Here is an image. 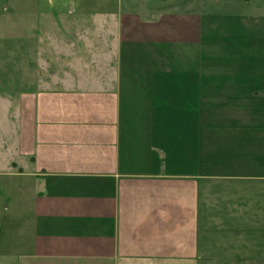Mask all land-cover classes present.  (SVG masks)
<instances>
[{
    "label": "crops",
    "instance_id": "1",
    "mask_svg": "<svg viewBox=\"0 0 264 264\" xmlns=\"http://www.w3.org/2000/svg\"><path fill=\"white\" fill-rule=\"evenodd\" d=\"M234 1L109 22L26 0L58 81L0 116V264H259L264 0Z\"/></svg>",
    "mask_w": 264,
    "mask_h": 264
},
{
    "label": "rangeland",
    "instance_id": "2",
    "mask_svg": "<svg viewBox=\"0 0 264 264\" xmlns=\"http://www.w3.org/2000/svg\"><path fill=\"white\" fill-rule=\"evenodd\" d=\"M85 10L89 11L91 16L95 17V21L99 18L97 14L108 11L109 22H116V16L122 10L131 11L132 13H144L149 10L146 16L154 17L153 11H176L180 14L187 12L201 13L217 11V8L223 2H235L234 0H83ZM40 8L44 7V0L38 3ZM28 4L26 0H0V116L6 113V110L12 108V102L16 103V99L26 92L28 86H37L40 83H46L45 87H54L58 80L47 78L39 79L37 75L43 70L54 72L59 69L57 63L48 65L38 62H32L27 50L31 49V42L24 36L31 33L30 24L35 21L34 16L27 14ZM15 9H14V8ZM18 10V11H17ZM36 17V16H35ZM40 21V19H39ZM31 22V23H30ZM79 22V21H78ZM18 28V29H17ZM34 33V32H33ZM35 34V33H34ZM36 47L34 50H38ZM57 49V48H56ZM74 49V48H73ZM53 54L54 48H45ZM86 52V51H85ZM31 54V53H30ZM85 54V53H81ZM32 55V54H31ZM51 56V55H50ZM64 65H66L64 63ZM45 66V67H44ZM55 71V72H56ZM31 76V77H29ZM52 84V85H51ZM39 86V85H38ZM37 86V87H38ZM36 87V88H37ZM50 87V88H51ZM6 109V110H5ZM11 118L10 112H7ZM6 128L5 122L0 121V134ZM4 180V184L7 180ZM3 191V192H2ZM11 189L3 184L0 185V197L4 200L11 198ZM259 244V264H264V239H260ZM216 247H212L214 251ZM247 250V248H246ZM254 255V254H253ZM231 255L221 254L219 248L212 255V259L220 260L221 257ZM234 256V255H233ZM236 257V255L234 256ZM250 255L245 254V259L249 260ZM234 263V262H233ZM208 264H220V262H210ZM231 264V263H229ZM246 264H255L247 262Z\"/></svg>",
    "mask_w": 264,
    "mask_h": 264
}]
</instances>
